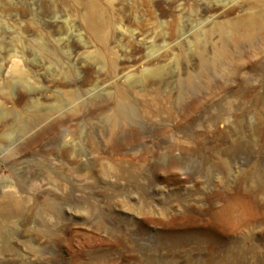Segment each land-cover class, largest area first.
I'll return each instance as SVG.
<instances>
[{
    "label": "rangeland",
    "instance_id": "374dc122",
    "mask_svg": "<svg viewBox=\"0 0 264 264\" xmlns=\"http://www.w3.org/2000/svg\"><path fill=\"white\" fill-rule=\"evenodd\" d=\"M255 7L253 0H0V264H95L93 255L96 264H264V225L250 233L254 251L248 243L236 252L242 232L205 221L232 196L255 213L264 209V85L255 100L228 106L229 121L213 120L223 107L208 100L191 128L178 112L163 126L151 117L134 128L119 124L108 135L100 121L111 110L102 97L125 80L103 63H89V56L103 55L119 74L171 63L206 28ZM89 11L103 28L105 48L86 31ZM35 42L52 54H38ZM152 44L157 57L146 61ZM195 62L180 61V75ZM69 66L73 73H63ZM72 100L79 101L78 115L62 116L58 106ZM135 106L141 114L144 106ZM48 175L58 184L47 183ZM7 194L23 200L22 214L3 216ZM44 198L55 208L44 209ZM131 205L151 213H132ZM57 212L72 229L60 234L63 244L51 234ZM98 220L110 233L94 228Z\"/></svg>",
    "mask_w": 264,
    "mask_h": 264
},
{
    "label": "bare ground",
    "instance_id": "6f19581e",
    "mask_svg": "<svg viewBox=\"0 0 264 264\" xmlns=\"http://www.w3.org/2000/svg\"><path fill=\"white\" fill-rule=\"evenodd\" d=\"M253 1L256 6L255 10H247L240 17L225 20L214 29L206 28L203 32L204 38L197 39L188 54L181 53L171 63L145 65L141 67L139 72H131L130 69L119 74L115 71L116 62L114 60L106 59L100 54L96 57L95 54L89 56V63L93 65L97 62L103 63L112 71L114 78L124 77L125 80L124 85L115 86L113 91L106 92L102 97L105 101V107L111 110V113L104 114L101 117L100 125L105 133L108 135L112 134L115 128L122 123L127 124L129 127H138L151 117L158 118L161 126H163L167 120L176 118L178 112H180L178 114L180 119L185 122L184 125L187 128H191L198 121L195 112L208 100L212 101V103L217 100L223 107L222 111L214 114L212 119L229 121L231 113H229L228 106L231 103L240 102L241 100H255L258 90L264 85V77H259L256 74L258 70L264 71V0ZM94 16V12L85 13L86 31L92 36L94 41L97 40L101 47L105 48L103 28L100 25H96L97 23L95 24V20L93 21ZM214 36L216 37L215 40H213ZM206 44H208L207 47ZM154 47L155 44H152V48L146 51V61L157 57L156 52L153 51ZM32 49L43 57H48L52 54L50 49L43 43L35 42L32 45ZM188 57L196 59L195 68L191 72L186 68L184 71L185 75L181 76L178 67L179 62L187 61ZM244 69L247 71H242ZM63 73H73L72 67L69 66ZM18 78L21 81H25L20 73H18ZM168 85H171V89L167 91L165 88ZM216 88L223 91V93L218 94ZM144 90L145 92H151L149 98H140L141 95H139L138 91ZM194 92L197 93V96L192 98L190 94ZM204 92H207L208 95H201ZM173 97L174 108L171 106V98ZM93 101H95V95L93 96ZM138 101L144 106L141 114L136 112L135 105ZM78 102L72 100L67 102L64 107L58 106L59 113H62V116H77L79 112ZM243 115V111L235 115L238 120L234 125L235 133L241 130L240 123ZM41 116L43 115H38L35 120H39ZM59 121L53 122L51 126H56ZM156 129L161 131L162 128L157 126ZM135 133L137 134V132ZM176 144L177 142H172L170 146L173 147ZM170 162L173 164L174 160H170ZM223 165H226V163L223 162ZM126 172L136 177L141 173L137 169L126 170ZM45 180L53 185H57L59 182L58 179L50 175L46 176ZM20 185L18 187L21 189ZM135 187L140 192L143 191L141 186ZM1 200L4 205L2 213L5 218L23 213L24 205L22 199H15L12 195L7 194ZM42 202L44 209L55 208L53 203L46 200V198ZM75 209L78 212V207L75 206ZM231 209L237 212L236 215L231 213ZM128 210L137 214L151 213L145 208L132 205L128 207ZM56 217L59 221V226L51 234L54 235V241L63 244L66 239L64 236L61 237L60 234L72 229L63 224L61 212H57ZM205 221L209 224L212 223L214 226H219L226 233L242 232L237 239L238 248L236 252H241L247 247L246 244L248 243V248L254 251L256 246L250 241V233L264 225V209L259 213H255L242 197L232 196L225 199L224 206L210 211ZM94 228L110 233L109 227L107 228L99 220L96 223L94 222ZM206 237L208 239H205L211 242L217 238L209 235H206ZM92 258V260L95 259L96 264V256L93 255ZM226 260L229 261L228 258ZM222 262L227 264L224 259ZM228 264L236 263L229 262Z\"/></svg>",
    "mask_w": 264,
    "mask_h": 264
}]
</instances>
